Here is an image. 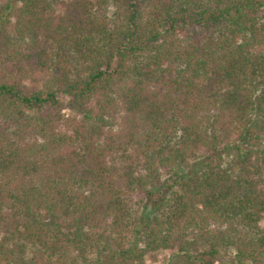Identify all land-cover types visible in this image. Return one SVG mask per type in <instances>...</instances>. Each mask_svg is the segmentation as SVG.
<instances>
[{
	"label": "trees",
	"instance_id": "obj_1",
	"mask_svg": "<svg viewBox=\"0 0 264 264\" xmlns=\"http://www.w3.org/2000/svg\"><path fill=\"white\" fill-rule=\"evenodd\" d=\"M257 120L264 0H0V264H264Z\"/></svg>",
	"mask_w": 264,
	"mask_h": 264
},
{
	"label": "rangeland",
	"instance_id": "obj_2",
	"mask_svg": "<svg viewBox=\"0 0 264 264\" xmlns=\"http://www.w3.org/2000/svg\"><path fill=\"white\" fill-rule=\"evenodd\" d=\"M258 121V120H257ZM264 120L258 123L254 122V130H259L260 126L263 125ZM176 253L173 251H159L152 254V257L147 260L146 264H168L170 260L175 258ZM223 264H233V256L229 253H226L223 256Z\"/></svg>",
	"mask_w": 264,
	"mask_h": 264
}]
</instances>
